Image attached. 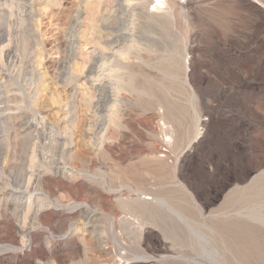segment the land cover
I'll return each mask as SVG.
<instances>
[{
  "label": "rangeland",
  "instance_id": "1",
  "mask_svg": "<svg viewBox=\"0 0 264 264\" xmlns=\"http://www.w3.org/2000/svg\"><path fill=\"white\" fill-rule=\"evenodd\" d=\"M71 1L62 0L60 6L47 4L49 8L43 0H0V36L2 31L10 34L5 35L10 39L8 47L1 42L0 48L3 53L9 49L14 60L6 63L2 57L5 65L1 67L10 74L0 82V108L5 109L0 112L4 115L3 129L0 127V138L4 139L0 144L4 145L0 148L5 152L1 154L4 167L0 168V264H177L156 261L163 251L157 227L151 226L137 244L112 224L110 215L115 210L108 204H103L93 217V225L105 231L106 239L69 219L72 206L86 199L85 183L93 177L87 167L91 158L103 164L104 175L112 186H137L150 181L151 174L169 176L176 166L177 178L204 210L248 208L255 217L251 221L252 264H264V190L259 192L254 187L248 194L238 190L225 200L229 189L248 183L261 171L264 175V0H172L169 18L157 27L139 31V46L144 48L140 56L147 64L133 71L137 76L132 88L140 91L124 94L118 123L106 130L100 125L92 142L84 143L82 131L87 119L102 123L108 117L105 109L110 103H104L103 111L88 114L83 112L79 98L74 99L77 119L73 138L77 141L73 148L76 156L70 165L78 172L67 178L44 167L32 169L27 160L42 126L55 123L64 129L69 124L60 119L65 113L58 114L66 110L69 97L65 91L57 94L54 87L61 90L59 83L69 85L59 58L67 54ZM27 12L31 16L26 17ZM170 54L172 64L168 63ZM32 68L36 69L35 76ZM40 83L47 85L41 87ZM68 94L73 96L72 90ZM53 97L57 102L52 101ZM162 110L163 119L150 118L151 113L161 115ZM161 120L174 123L170 146L162 140ZM196 130L199 133L191 141ZM125 132L130 142L123 151L117 140ZM150 147L159 150V155L168 152L167 163L147 160L144 153ZM21 169L34 173V183L30 181L28 187L27 177L22 181L19 177ZM35 176L42 178L38 177V182L43 190ZM20 188L27 189L25 195L19 194ZM37 209L40 213L35 215ZM235 221L239 226L241 218ZM241 237V231H236L238 243ZM102 243L107 245L104 250ZM118 246L124 249L118 251ZM142 250L154 260L139 257ZM198 257L209 260L203 253Z\"/></svg>",
  "mask_w": 264,
  "mask_h": 264
},
{
  "label": "bare ground",
  "instance_id": "2",
  "mask_svg": "<svg viewBox=\"0 0 264 264\" xmlns=\"http://www.w3.org/2000/svg\"><path fill=\"white\" fill-rule=\"evenodd\" d=\"M61 1L62 0H43L45 3L44 6L49 8L51 6L47 4L53 3L59 5ZM71 2L72 11L69 14V18L67 17L68 30L70 31L68 37L66 38L68 43L66 47L67 49L65 48L67 50V54L59 58V62L66 68L65 73L68 77L67 82L69 85H66V83H59L61 90H58L55 86L56 84L54 85L57 94L61 91H65V93H67L66 95L69 97V100H67L64 105V109L66 110L58 113H65L63 116L61 115L62 117H59L60 119L62 118V121L66 120L67 123L69 122V124H66L68 127L64 129H59L55 123L47 124L48 127L46 128L42 126L43 128L35 136L33 148L29 150L30 153L28 154L27 160L32 169L35 167H44L47 172L51 171L61 176L67 175V178L68 176H74L75 171L78 172V170L74 169L70 165L71 160L76 156L73 148L76 144L75 141H77L73 138V134H75L74 124L77 119V110H75L76 105H74V99L76 96L79 98V101L84 107L83 112L88 114L103 111L105 109L104 103H110V105L105 109L108 111V117L102 123H91L87 117L88 121L85 124L84 131H82L86 137L85 141H83L84 143L88 144L89 142H92L91 139H94V132L100 125H104V128L101 129L106 130V127H110L112 124H117V118L120 116L122 111L121 104L125 101L124 94L140 91V89H137L136 87L132 88L133 78L137 76V73L133 72L134 69L137 66L147 64L142 56H140L141 51H143L144 48L139 46V31L141 29L147 30L157 27L161 25L165 19L169 18L172 14L169 9L171 8V2L173 1L72 0ZM160 10L165 11L160 12ZM25 15H27L26 17L31 16V12H27ZM116 24L119 25L118 28H114V25ZM5 35L9 37L10 34H5V32L2 31L0 43L5 42L6 44L4 47H8L10 39H6ZM57 35L59 36V34ZM148 48L150 47L148 46ZM172 56V54L169 55V64L173 63L174 59H172ZM2 57H4L6 63L14 61L12 60V55L9 49H6L3 53L0 48V71L2 72V79L0 82H2L5 77L7 80L10 74L7 70L3 71L1 68L2 64L5 65L2 61ZM160 71L163 72V69H160ZM32 73L33 76L36 75L35 68H32ZM164 74L167 75L165 72ZM37 80L40 82V79L37 78ZM41 80H43V78ZM184 81H187L186 77L184 78ZM41 83L39 85L41 87H45L47 85V83L42 85ZM2 86L3 85L0 84V88ZM71 90L73 96L72 94H68ZM1 92L2 91H0V93ZM52 101L57 102L54 97L52 98ZM0 103L2 102L0 101ZM60 107L62 108V106ZM60 107H58L57 111H60ZM3 108H0V112L5 110ZM1 114L2 113H0V127L3 121H1V119L4 116ZM164 114L165 110L161 111V115H159L158 112H153L150 114V118L158 121V119H163L161 116ZM14 120L17 122L16 117ZM171 120H173V118ZM173 124L164 120H161L159 124V130L162 133V140L169 144V146L173 134ZM45 130H48L49 132H45ZM198 133L199 131L196 130L191 141L196 138ZM0 139L1 141L4 140L2 138ZM117 141V145L121 148V150L124 151L129 148L130 140L127 132L120 134ZM70 144H72V146H70ZM99 145L101 148L103 147V140ZM1 148L0 159L2 158L1 154L5 153L4 151H1ZM105 149L111 155H115V152L111 148L105 147ZM148 150V152L145 151L146 153H144L147 160L150 158L151 162L154 163H167L168 152L159 155L161 152L156 150L154 147H150ZM26 152L28 153V151ZM24 155L22 154V156ZM144 157L143 162H145ZM177 158L178 156H176V159ZM2 159L0 160V168L4 167L2 166ZM66 164L68 166H66ZM23 166L22 162L21 167ZM87 167L92 172L93 177H89L88 181L85 183L86 191L84 195L86 199L82 200L80 203H76L77 205L72 206V208L70 207V210L72 211L69 212V219L80 222L82 226L87 228L91 234H96L100 239L107 238V234L104 233L105 231H102L99 226L93 225L95 224L93 223V217L99 213L103 204H108L111 207L110 209L115 210V213L110 215V218H112L111 220H113L112 224L118 225L121 229V233L125 234L129 238H133V241L137 244L140 243L143 233L148 232L151 226L159 229L163 241L160 248L163 251L159 252L160 254L158 255L156 261L158 260L165 263L170 262L177 264H252L253 253L251 247V237L253 236L251 235V221L255 217L248 208H226L227 210L216 208L209 211H206V209L204 210V208L196 201L194 195L186 184L177 178L176 166L173 167L169 176L158 177L156 174H151V177L149 178L150 181L146 183L143 182L137 186H124L120 184L112 186L104 175L103 164L94 158L89 159ZM33 175L34 173L21 169L19 177L21 181L25 179V176L27 177L26 187H28L30 181L34 183V181H32V178L34 177ZM38 177L35 178L37 182L38 179L41 181V177ZM66 177L65 179H67ZM39 183L41 182L36 184L38 185ZM40 185L42 186V184H39V186ZM41 186L39 189L43 190ZM254 187H258L259 192L264 190V175L262 171L255 175L248 183L242 186H235L231 190L229 189L225 195V200H227L234 193H237L238 190H240V193L248 194L250 189ZM18 190H20L19 194L21 196L25 195V192L27 191V189L21 188ZM173 195H175L178 199H173L175 198L172 197ZM26 198L29 197L27 196ZM39 213V209H37L35 211V215H38ZM238 217L241 218L239 226L235 221ZM19 226L18 231L23 233V228H19ZM109 229L107 228L108 231ZM238 230L242 233L241 241L239 243L235 239L236 231ZM113 240L115 239L113 238ZM106 246V243H102L100 247L104 250L107 248ZM116 248L118 251L119 249H124V247L121 246L115 247V249ZM140 253L141 255L139 257L151 261L154 260L146 253V250H142ZM202 253L205 254L209 260L206 261L203 260L204 258H199L198 255L201 254L202 256ZM95 264L106 263L97 262Z\"/></svg>",
  "mask_w": 264,
  "mask_h": 264
}]
</instances>
